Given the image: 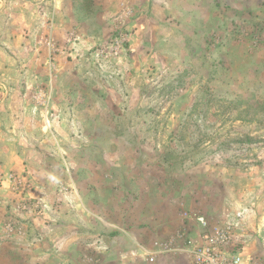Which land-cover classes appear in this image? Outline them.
I'll list each match as a JSON object with an SVG mask.
<instances>
[{"label": "rangeland", "instance_id": "1", "mask_svg": "<svg viewBox=\"0 0 264 264\" xmlns=\"http://www.w3.org/2000/svg\"><path fill=\"white\" fill-rule=\"evenodd\" d=\"M1 159L0 264H264V0H0Z\"/></svg>", "mask_w": 264, "mask_h": 264}, {"label": "built area", "instance_id": "2", "mask_svg": "<svg viewBox=\"0 0 264 264\" xmlns=\"http://www.w3.org/2000/svg\"><path fill=\"white\" fill-rule=\"evenodd\" d=\"M201 224L200 241L185 238V251L190 264H244L240 255L230 253V239L222 231H208L206 223ZM150 262L153 258L149 259Z\"/></svg>", "mask_w": 264, "mask_h": 264}, {"label": "crops", "instance_id": "3", "mask_svg": "<svg viewBox=\"0 0 264 264\" xmlns=\"http://www.w3.org/2000/svg\"><path fill=\"white\" fill-rule=\"evenodd\" d=\"M3 164H1V171L6 173V170L9 168V162L6 163L5 160L1 159ZM191 240L200 241V237L196 234L190 233V235H186ZM184 243L177 244H165L163 251H158L154 255L153 261L149 262L146 258H126V262H133L134 264H190L189 259L186 255ZM151 258V257H149ZM132 259V261H131Z\"/></svg>", "mask_w": 264, "mask_h": 264}]
</instances>
